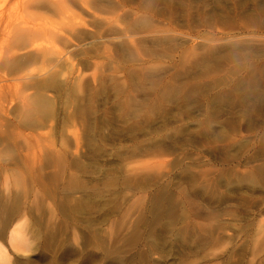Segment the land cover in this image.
Here are the masks:
<instances>
[{
    "label": "rangeland",
    "instance_id": "rangeland-1",
    "mask_svg": "<svg viewBox=\"0 0 264 264\" xmlns=\"http://www.w3.org/2000/svg\"><path fill=\"white\" fill-rule=\"evenodd\" d=\"M0 1L9 264H264V0Z\"/></svg>",
    "mask_w": 264,
    "mask_h": 264
},
{
    "label": "bare ground",
    "instance_id": "bare-ground-1",
    "mask_svg": "<svg viewBox=\"0 0 264 264\" xmlns=\"http://www.w3.org/2000/svg\"><path fill=\"white\" fill-rule=\"evenodd\" d=\"M1 2V1H0ZM3 2V1H2ZM2 7V6H1ZM3 9L0 8V20L3 19ZM4 22V21H3ZM4 27V26H3ZM25 30V29H24ZM27 34H29L28 36H31L30 32H27ZM25 34H21V38L25 39L26 37H28ZM32 37V36H31ZM22 39V40H23ZM30 39V37H29ZM34 41V38L32 39ZM30 41V40H29ZM35 44V43H34ZM48 51V50H47ZM50 51V50H49ZM46 52V51H45ZM38 53V52H36ZM41 54V53H40ZM38 55V54H37ZM37 55L34 54H30L28 56H26L25 58H28L26 60H28L26 62V64H29L30 61L33 60V58H36ZM42 55V54H41ZM19 58V57H18ZM19 60V59H18ZM21 60V58H20ZM25 60V59H24ZM14 64L12 63L11 68L12 69H16V70H20L24 65V63L20 64L21 62H17L15 61V59L13 60ZM15 71V70H13ZM17 72V71H16ZM20 74V73H19ZM13 75V73H12ZM18 75V74H17ZM55 78V77H54ZM48 79V78H47ZM45 82V81H44ZM38 82H36L37 85ZM43 83V82H42ZM45 84V83H44ZM48 85V84H46ZM51 85V84H50ZM41 86V85H39ZM1 187V185H0ZM7 190H3L0 188V209H2L3 207L5 208V212H8L11 210V208H9V201L10 199L7 196ZM6 195V196H5ZM163 195V194H162ZM162 197V196H161ZM154 199V198H153ZM161 199V198H160ZM162 202V201H161ZM3 208V209H4ZM1 228H0V238H8L9 242L17 249H22V250H28L30 249V241L28 240V238L26 237V233L24 232V226L25 224H27L26 222L23 223H17V227H12L13 223L10 220H4L3 222L0 221ZM62 225V224H61ZM56 233L53 231V234H50V238L55 239V237H57V235H55ZM52 235V236H51ZM53 245V244H52ZM10 263V255L5 247V245L0 241V264H9Z\"/></svg>",
    "mask_w": 264,
    "mask_h": 264
}]
</instances>
